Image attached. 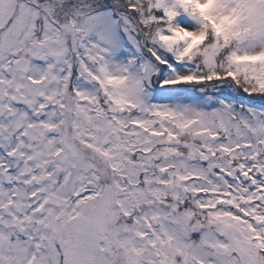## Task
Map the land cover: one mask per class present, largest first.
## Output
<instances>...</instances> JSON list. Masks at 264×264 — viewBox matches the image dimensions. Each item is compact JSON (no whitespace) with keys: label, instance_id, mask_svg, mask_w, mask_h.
I'll use <instances>...</instances> for the list:
<instances>
[{"label":"snow or ice","instance_id":"1","mask_svg":"<svg viewBox=\"0 0 264 264\" xmlns=\"http://www.w3.org/2000/svg\"><path fill=\"white\" fill-rule=\"evenodd\" d=\"M0 264H264V0H0Z\"/></svg>","mask_w":264,"mask_h":264}]
</instances>
